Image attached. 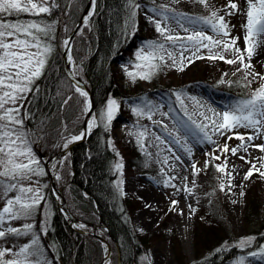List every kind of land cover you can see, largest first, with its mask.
Returning <instances> with one entry per match:
<instances>
[{
  "label": "trees",
  "instance_id": "1",
  "mask_svg": "<svg viewBox=\"0 0 264 264\" xmlns=\"http://www.w3.org/2000/svg\"><path fill=\"white\" fill-rule=\"evenodd\" d=\"M148 1L150 0H135V3L140 5ZM183 1V8L187 9L185 13L201 17H207L209 14L208 11H203L201 4L196 0ZM55 3L59 7L54 8L51 15H43V19L57 22L55 31L57 36V27L63 21L67 0H55ZM10 18L14 17H6ZM89 20L91 29L88 41L82 43L84 53L77 52L75 48L72 49V53L93 94L98 121L88 139L77 144L69 153L70 173L67 181L74 201L73 207L70 206L71 210L87 223L101 222L105 226V232L110 238L119 264H149L142 258L152 239L161 234L171 242L176 264H224L233 255L240 254L241 249L235 248L240 239L225 213L227 203L220 189L223 173L216 169V165L223 166L225 163V158L221 157V154L210 155L205 166L198 169L199 182L195 187L197 224L193 238L194 260H187L175 231L168 229V222H163L155 234L138 233L134 229L130 214L137 207V201L129 195H121L116 185L119 171L115 166L118 162L124 161L126 168L138 167L145 173L156 174L157 161L140 151L137 135L134 133L115 141L110 125L106 129L100 121V113L104 111L109 99H115L119 104L116 114L124 120L131 121L132 117L124 116L128 99H132L135 106L159 88H162L163 92H168L167 96H171L173 84L157 78L152 83V89H148L140 82H137L133 89H129L122 84V79L117 74L115 66L128 61L132 51L149 40L146 32L150 35L151 41L156 38L154 24L144 17L139 8L136 10V16L131 18L127 0H96L95 12L91 14ZM52 43L54 51L48 59L44 73L35 81L33 91L28 93L21 110L27 133L30 136L41 134L40 137L50 142L56 137L55 127L61 118L65 119L67 126H77L76 130H79L82 123L78 118V109L73 106L74 97L77 96L74 85L63 67L60 37ZM234 73L231 84L222 86L220 84L222 87L220 88L234 93L238 100L246 99L255 82L250 87H245L243 75L236 72V69ZM174 108L182 109L178 102L174 103ZM129 114L131 115L130 111ZM144 116L147 117V113ZM141 118L140 122L132 118L134 131L143 125L141 123L143 115ZM158 127L168 135L170 130L166 131L165 125L161 123ZM216 156L220 159H214ZM259 186L258 181L250 184L244 203L243 221L248 235L252 238L248 247L264 239V198L260 195ZM47 197L52 207L47 233H43L41 229V205L31 218L36 219L33 223L34 231L38 233L40 247L45 248L52 263L98 264L100 255H103L100 242L69 223L50 190ZM18 228H23V225H19ZM9 237L12 240L21 238Z\"/></svg>",
  "mask_w": 264,
  "mask_h": 264
},
{
  "label": "rangeland",
  "instance_id": "2",
  "mask_svg": "<svg viewBox=\"0 0 264 264\" xmlns=\"http://www.w3.org/2000/svg\"><path fill=\"white\" fill-rule=\"evenodd\" d=\"M232 2L239 6L240 11H238L236 15L231 16L225 14L226 6L228 5L229 0H207L208 6H201L203 11L209 12L207 16L210 15L211 11H218V14L225 18V21L229 24L231 36L240 38L237 41V47L243 50L245 48V29L243 27L246 23V16L243 14L246 8L245 0H232ZM86 3L87 0H67L66 11L63 12V21L57 27L58 35L55 36V40L52 41L56 42L57 38L60 37L62 52L64 48L63 41L69 37L80 14L86 6ZM183 4V0H150L148 2H142L139 5V9L148 20H160L162 25H166L174 29L173 34H178L183 37L188 35L192 30L203 29L207 35H212L215 38V33H213L208 26L202 25L199 22V18L201 16H191L185 13L184 11H187V9L183 8ZM161 6H165V8L169 11L165 12L164 8H161ZM164 15L169 17H178L184 24V27L189 29V32L186 33L182 28H180L175 19L170 18L165 21ZM186 17L191 18V20ZM30 18L31 16L29 15H22L20 17L10 18L9 20H26ZM90 29V20H86L73 40V50L75 48L77 52L81 54L84 53L82 43H84L85 40L88 41V33L90 32ZM154 34L156 38L151 41L150 35L146 32L149 40H147L145 44L139 45L138 48L134 49L132 54L129 56V60L117 64L115 69L118 76L122 79V84L127 86L129 89H133L137 82L143 83V85L148 89H152L151 86L153 81L158 78L162 81L168 80L171 84H173L171 86L173 95L167 96L168 92H163L162 88H159L152 91L150 96L145 97V99L136 103L135 106H133V100L128 99L125 104L124 110L126 113H124V116L130 118L132 117L140 122L142 115H137L133 109L143 108L144 113H148L149 108L146 107V105H151L154 106L152 118L148 119V116L145 117L143 115L144 119L141 122L143 125L139 126L137 130L134 131L132 118L131 121L124 120L120 118V115L116 114L110 124V129L115 141L124 139V137H127L130 133L138 134L139 132H145V136L142 141H138V137L136 138L138 147H140V151L144 155L154 157L156 159L158 170L156 174L145 173L138 167H124L125 163L122 161L121 163L123 167L122 170L119 171L116 185L119 181H122L118 189L120 191L122 189L123 194L129 195L137 201V207L133 209L130 214V219L134 229L138 233L155 234L159 231L163 222H168V229H173L175 231V235L179 239L181 249L186 255L187 260L192 261L194 260V228L197 224V213L195 210V187L199 182L193 165H195V169L202 168L205 166L210 155L214 156L221 154V157L225 158V161H227L226 172L222 174L221 178V183L224 184L222 194L227 203L225 206V213L229 217L236 236L240 239L239 242L241 240L251 238V236L247 233L243 221L244 203L248 195V188L253 181L256 183L257 181L259 182L260 195L264 198V177H261L258 172H254L251 178L247 180L244 179V176L251 168L252 164H255L256 168L264 171V167H261V165H264V152L255 147V145L264 144V134L249 142L251 146H248L247 151L245 152L240 148L241 141L236 139L233 133L247 137L248 135H254V131L252 129H234L233 132H229L224 136L215 134L209 130L208 135L211 137V141H209L204 139V133L191 123L188 116L185 115L183 109L174 108V103L177 102L176 94L181 93L184 99V104L187 106L188 113L198 122L203 120V118L199 116V112L201 111L211 115V113H208V109H213L215 112L219 113L231 110L239 100L234 93L227 94L226 92L221 91L223 89L220 90V87L223 84L220 86L219 81L221 79L231 81L235 69L240 66L239 64L229 65L219 59H196L195 57H192L191 52H185L184 56L192 57L194 62L189 64L187 60H184V69L181 71L179 67L171 66L172 61L168 60L165 55L166 63L155 73V75L152 76L150 80L141 79L137 76L135 81H133V79L127 75L128 72L142 73L148 71V69L144 67L140 69L136 68V65L141 63V61L137 60L136 53L142 48L145 51H148L149 49L147 45L151 42H164V37H162L155 30V26ZM261 39H264V37H261ZM166 47L170 51L176 53L177 59L180 58L178 47H173L170 43H166ZM261 47L262 44L255 49L254 55L250 61L246 57L245 63H251L252 68L250 71L264 75V61L258 60L263 52ZM214 51L219 50L216 49ZM199 55L207 57L208 50L202 49ZM224 55L226 59L234 58L232 53H224ZM73 63L74 69L82 76L81 67L79 63L75 61L74 56ZM225 73L227 75H225ZM240 75H243V73L240 72ZM249 79L251 80L252 77L249 76ZM254 82L255 84L253 83L254 85L248 93V97L252 90L259 88V86L264 83V80L257 77ZM74 92L77 96L74 97L73 106L78 109V118H80L83 123L86 115L84 112V98L79 96V94L75 91V86ZM71 94L72 93H70L69 96H71ZM196 101H198L199 105H202V107L198 106ZM129 111L131 115L129 114ZM204 122L207 123V121ZM161 123L167 126V129L172 131L174 135L178 134L182 138V143H174V137L170 138L167 134L161 131L159 129L160 127H158V124L160 126ZM76 127L77 126L74 125L67 126L65 119L61 118L55 127L56 137L52 142L48 140V143V141H46L42 136L40 137L41 134L39 136H28L32 152L45 172V175L33 178L34 180H39V186L41 187V191L45 197V201L41 203V229L45 234L47 233V230L45 232L44 229L45 227L46 229L49 227L50 218L52 216V207L47 197L48 191H51V189L47 174V166L45 161L40 159L39 155L35 151V144L39 142L42 150L48 153L59 151L65 147V144H69L68 141L71 137L78 135L82 126H80L79 130H76ZM157 136L160 137L164 143H160V141L156 139ZM229 136H232L233 138L228 139ZM225 143H227L229 148V152L227 153H223L221 151ZM233 148L237 149L236 155H233L230 151ZM188 149L191 151H188ZM240 156H243L244 159H240ZM177 157H179V159H177ZM47 158L48 156L46 159ZM165 158H167V162H165ZM246 161H250L251 163ZM68 164L69 154L66 153L63 158L58 160L55 164V176L58 184L67 195V201H70L69 205L73 207L74 201L70 193L69 181H67V176H69L70 173ZM227 173H231V176L229 177ZM229 183H231V187H229ZM188 189H191V191H188ZM14 195L15 193L13 192L9 193L8 197H0V209L3 208L6 199L11 198ZM174 201L176 202L175 204L173 203ZM45 212L47 215H45ZM35 220V218H29L27 220L11 221V226L18 228L19 225H24L25 223L33 224ZM45 220L47 221L46 224ZM84 226L89 229L87 224H84ZM97 231L105 235L104 228L102 229L101 226L97 227ZM34 233L38 236L36 231H34ZM20 237L21 238H18L17 240H12L9 237V239L2 242V246L18 251L19 247L29 244L27 242L33 238L31 233L28 236ZM239 242L236 244L235 248L239 247ZM239 248L241 249L240 254L233 255L232 258L225 261L224 264H238L241 257L245 259L246 264H264V258L252 257L250 255L251 252H259L261 248H264V239L259 240L256 244L249 247L246 246ZM41 250L43 252V256L39 257V259L47 261L48 264H53L45 248H41ZM102 256L103 255H100V260ZM33 259L36 258L34 257ZM142 259L147 261L149 264H176L173 258L171 242L165 239L163 234L152 239L150 247L146 250ZM100 260L98 264H100ZM104 264H119L114 251L111 258Z\"/></svg>",
  "mask_w": 264,
  "mask_h": 264
},
{
  "label": "snow or ice",
  "instance_id": "3",
  "mask_svg": "<svg viewBox=\"0 0 264 264\" xmlns=\"http://www.w3.org/2000/svg\"><path fill=\"white\" fill-rule=\"evenodd\" d=\"M196 2L205 7L208 6L207 0H196ZM92 3V13L94 14L95 0H92ZM127 4L130 17L134 18L139 5L135 3V0H127ZM245 5L246 8L243 13L246 16V23L243 25L245 29V48L243 50L237 47V41L240 38L231 36L229 24L223 16L218 14V11H211L209 16L199 18L202 25L208 26L215 33V38L212 35H207L203 29L192 30L188 35L182 37L173 34L174 29L162 25L160 20H151L155 30L164 37V42H151L147 45L148 51L142 48L136 53L137 60L141 61L140 64L136 65V68L144 67L148 71L142 73L128 72L127 75L133 81L137 76L141 79L150 80L166 63V55L167 59L172 61L171 66H177L181 71L184 69V60H187L189 64L194 62L192 57L196 59L207 58L209 60L219 59L229 65H240L236 72L243 73L245 87H250L257 77L264 80V75L250 71L252 68L250 62L245 63V58L247 57L250 61L255 49L264 44V39H261V37H264V0H245ZM57 7L59 5L55 3V0H0V197H8L9 193H15L14 196L6 199L3 208L0 209V264H48L47 261L39 259L43 256V252L39 237L33 231L35 226L31 223H25L23 228L12 227L11 221L27 220L34 217L40 209L41 203L45 201L44 194L39 186V180L33 179L45 175V172L32 152L28 140L29 133L24 130V118L21 115V109L24 107L23 101L27 99L28 93L33 91L32 86L35 81L43 75L48 59L54 51L52 41L56 38L57 22H49L43 19V15H51L52 10ZM161 8H164L165 12L169 11L165 6H161ZM238 11H240L239 6L229 0L225 14L228 16L236 15ZM22 15H29L33 19H17L15 21L6 19V17H20ZM170 18L175 19L178 26L186 33L189 32V29L184 27L178 17L164 15L165 21ZM187 19L191 20V18ZM166 43L178 47L179 59H177L176 53L166 47ZM63 44L67 48L69 41L66 39ZM202 49L208 50L207 57L199 55ZM216 49L219 51H214ZM185 52H191L192 57H185ZM224 53H232L234 58L226 59ZM68 59L72 60L70 55ZM225 75L227 74L225 73ZM249 76L252 77L251 80L248 79ZM219 83L231 84V81L221 79ZM75 91L84 98V112L91 111L92 102L88 98V92L82 89L79 83H77ZM69 99L71 98L69 97ZM176 101L180 103L191 123L204 133V139L206 140L211 141V137L208 135L209 130L224 136L229 132H233L234 129H252L254 135H248L247 137L233 133L235 138L241 141L240 148L246 152L248 146H251L249 142L264 134V83L259 88L252 90L248 98L239 100L231 110L219 113L213 109H208V113H211V115L203 111L199 112V116L203 118L200 122L193 119V116L188 113L181 93L176 94ZM196 104L202 107L198 101H196ZM146 107L149 108L148 119H151L154 106L146 105ZM118 109L119 104L115 99H109L106 102L105 110L100 113L99 117L106 129L112 123ZM133 111L137 115L145 114L143 108H135ZM204 121H207V123ZM96 126L97 117L93 115L90 118L86 132L71 137L68 142L82 139ZM165 130L167 131V126H165ZM136 135L138 141H142L145 132H139ZM168 135L174 137V143H182V138L178 134L174 135L172 131H168ZM232 138V136L228 137V139ZM156 139L160 143H164L160 137L157 136ZM64 146L67 147V144ZM255 147L264 152V144L255 145ZM188 151L191 150L188 149ZM221 151L223 153L229 152L227 143L224 144ZM230 151L233 155L237 154L236 148ZM239 158L244 159L243 156ZM214 159L218 160L220 157L216 156ZM165 162H167V158H165ZM246 162L251 163L250 161ZM226 166L227 161L223 166L216 165V169L220 173H225ZM115 167L117 171H121L123 165L118 163ZM261 167H264V165H261ZM193 168L196 174H199V170L195 169V165H193ZM254 172H258L261 177H264V171L252 164L248 172L245 173L244 179L251 178ZM227 175L230 177L231 173H227ZM121 183L122 181H119L117 187ZM229 187H231V183H229ZM220 189L224 190L223 183L220 184ZM188 191H191V189H188ZM121 195H123L122 189ZM45 215H47L46 212ZM78 227L83 228L85 226L81 224ZM46 230L45 227L44 231L46 232ZM30 233L33 236L31 243L19 247L18 251L2 246V242L6 241L9 236H28ZM251 242L252 238L241 240L238 246L243 248L250 245ZM250 255L264 258V248H261L259 252L253 251ZM34 257L36 259H33ZM238 264H246L245 259L241 257Z\"/></svg>",
  "mask_w": 264,
  "mask_h": 264
},
{
  "label": "water",
  "instance_id": "4",
  "mask_svg": "<svg viewBox=\"0 0 264 264\" xmlns=\"http://www.w3.org/2000/svg\"><path fill=\"white\" fill-rule=\"evenodd\" d=\"M92 7H93L92 0H88L81 16L79 17V19H78L77 23L75 24L72 32L70 33L69 37L67 38V40L69 41V46L67 48L65 47L63 49V67H64V70L66 72V75L75 84V86L77 85V83H79L80 87L88 92V94H89L88 98L92 102L91 111L86 113L84 122L82 124L81 130L78 133V135L86 132L88 123L90 122V118L93 115H95V100H94L93 94L91 92V89L89 88L87 83L83 79L77 78L73 74V72L69 69V67L67 66V55H70L71 58L73 57V55H72L73 40H74L76 34L78 33V31L81 29V27L85 23V21L89 18ZM89 134H90V132H88L86 135H84V137L82 139L71 142L70 144L67 145V147L62 148L59 151L51 152L45 161H46V165L48 168V177H49V181H50L51 192H52L53 196L55 197L59 207L66 214L69 223L72 226H76L77 229H79L81 232L86 233L88 235H91L94 238L98 239L99 241H101L102 244L106 243L108 245L109 249L107 252L104 251V255L100 261V264H104L108 259L111 258V255L113 253V246L110 243L109 238L104 236L103 234L99 233L98 231H96L97 225L95 223L88 224L90 229L85 228V227H83V228L78 227V225H81V220L79 219V217L77 215H75L72 212V210H71V208L67 202V199L65 197V194L62 190V187H60L59 184L57 183L55 173H53L50 170V166L55 165V162L58 158H61L64 154L71 151V149L73 147H75L77 144H80V143L86 141L87 138L89 137ZM35 146L37 147V151L39 152V154L43 158L46 157L47 153L43 152L42 148L40 146H38V144H35Z\"/></svg>",
  "mask_w": 264,
  "mask_h": 264
},
{
  "label": "bare ground",
  "instance_id": "5",
  "mask_svg": "<svg viewBox=\"0 0 264 264\" xmlns=\"http://www.w3.org/2000/svg\"><path fill=\"white\" fill-rule=\"evenodd\" d=\"M263 47V48H262ZM262 47H261V50L263 51L262 52V55L258 58V60H262V61H264V44H262ZM68 57H69V55H67V66L69 67V69L73 72V74L77 77V78H80V74L78 73V71H76L75 69H74V63H73V59L70 61L69 59H68ZM63 157H61V159H62ZM60 159V160H61ZM55 169H56V167H55V165H51L50 166V170L53 172V173H55ZM104 246V249H105V251L107 252L108 251V245L106 244V243H104L103 244Z\"/></svg>",
  "mask_w": 264,
  "mask_h": 264
}]
</instances>
